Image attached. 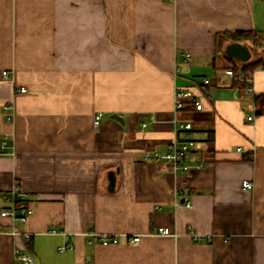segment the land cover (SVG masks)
<instances>
[{
	"label": "crops",
	"instance_id": "0c3cea01",
	"mask_svg": "<svg viewBox=\"0 0 264 264\" xmlns=\"http://www.w3.org/2000/svg\"><path fill=\"white\" fill-rule=\"evenodd\" d=\"M252 29L257 42H218ZM232 42L248 46L247 61L225 52ZM261 49L264 0H0V70L11 74L0 80V140L10 144L0 209L15 184L34 206L22 235L0 231V264H264ZM260 58L236 86L226 69ZM181 88L203 107L176 110ZM182 120L198 141L188 162L201 164L185 173L152 157L187 137ZM92 230L120 240L103 245Z\"/></svg>",
	"mask_w": 264,
	"mask_h": 264
},
{
	"label": "built area",
	"instance_id": "2783aa9c",
	"mask_svg": "<svg viewBox=\"0 0 264 264\" xmlns=\"http://www.w3.org/2000/svg\"><path fill=\"white\" fill-rule=\"evenodd\" d=\"M241 70L234 71L233 68L226 69V72L233 76L238 77L241 80L244 79V77L241 74ZM240 73V76H239ZM11 74L8 70H0V80H10ZM204 82H209V79L206 78ZM15 93H21L26 91V87H14ZM193 104L197 109H201L203 107V104L200 100L197 98V94L190 88H181L177 89L175 91V100H174V107L176 110H183L187 109L189 105ZM10 108H12L11 104L5 105L4 109L7 111ZM102 113H98L95 118V123H99V119L101 117ZM11 118V114H8V119ZM254 118V115H248L247 119L251 121ZM143 126L146 125L144 122L142 124ZM176 128L180 132H186L187 137L180 139L178 141H175L171 143L167 150L160 154V153H153L152 157L156 161H159L161 159H165L167 161L172 162L174 171L179 173H185L190 171L194 167H200L201 164H190L188 160L190 159L194 149L197 148L198 141L191 137V131H192V123L187 120L179 121L176 124ZM10 148V144L8 142L7 136H4L0 140V155L9 153L8 149ZM148 155V153H147ZM254 186L253 182L250 179H243L242 180V189L249 190L252 189ZM7 200L9 201V206L5 208L0 209V217L2 218H8L12 225L10 229H3L0 226V231H7L13 235H22V231L19 228V224H25L29 221V219L34 214V206L32 200L29 198L27 193L23 191L19 184H15L13 188L8 192L7 194ZM186 205L190 206L191 203L189 201H186ZM59 231L56 228H51L49 230V233H58ZM158 233L163 235H169L171 234L168 227L165 226H159L158 227ZM91 238L95 241L100 242L103 245H109V244H115L119 242V235L117 234H99L95 231L89 232ZM24 236L29 237V234L23 233ZM197 239H200L197 235H195ZM141 236L140 235H131L128 237V241L132 244H138L140 242ZM66 245H62L59 248L62 250L66 248ZM16 260L21 263H33L34 259L29 256L26 253L18 252L16 253Z\"/></svg>",
	"mask_w": 264,
	"mask_h": 264
},
{
	"label": "trees",
	"instance_id": "16d2710c",
	"mask_svg": "<svg viewBox=\"0 0 264 264\" xmlns=\"http://www.w3.org/2000/svg\"><path fill=\"white\" fill-rule=\"evenodd\" d=\"M261 31L252 29V30H236V31H230V32H223L218 34V42L220 45H222L223 40H253V41H258L262 37ZM256 50L258 49L257 46L255 48ZM262 58L259 60L250 63L248 65H245L242 70L241 74L244 77L243 80H241L238 77H235V82L234 84L238 86L239 88H244L247 86V82L245 80L247 74L249 71L254 70L261 64ZM234 71H237V67H233ZM240 76V73H239ZM255 106H256V112L258 114L264 113V93H259L255 95Z\"/></svg>",
	"mask_w": 264,
	"mask_h": 264
},
{
	"label": "water",
	"instance_id": "95a60500",
	"mask_svg": "<svg viewBox=\"0 0 264 264\" xmlns=\"http://www.w3.org/2000/svg\"><path fill=\"white\" fill-rule=\"evenodd\" d=\"M225 52L229 56L238 59L240 61H247L250 58V54H251V51L248 49V46L243 45L239 42H232L227 44V46L225 47ZM112 117H114L120 122H124L122 116L117 113H113Z\"/></svg>",
	"mask_w": 264,
	"mask_h": 264
},
{
	"label": "rangeland",
	"instance_id": "374dc122",
	"mask_svg": "<svg viewBox=\"0 0 264 264\" xmlns=\"http://www.w3.org/2000/svg\"><path fill=\"white\" fill-rule=\"evenodd\" d=\"M260 51H262L264 53V49L263 50L261 49Z\"/></svg>",
	"mask_w": 264,
	"mask_h": 264
}]
</instances>
